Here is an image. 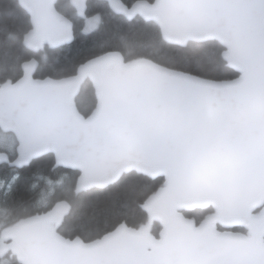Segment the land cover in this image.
I'll list each match as a JSON object with an SVG mask.
<instances>
[{"label":"water","instance_id":"1","mask_svg":"<svg viewBox=\"0 0 264 264\" xmlns=\"http://www.w3.org/2000/svg\"><path fill=\"white\" fill-rule=\"evenodd\" d=\"M56 1L19 0L35 54L74 40ZM103 1L128 21H153L167 43L218 41L239 75L213 79L107 50L74 74L42 78L39 59L24 60L0 87V125L19 141L12 165L52 153L55 169L79 171L75 194L133 171L163 177L141 205L161 230L121 223L92 241L69 238L59 227L71 206L59 201L8 230L5 253L20 264H264V0ZM87 80L97 103L86 116L75 99ZM210 207L199 224L185 214Z\"/></svg>","mask_w":264,"mask_h":264},{"label":"trees","instance_id":"2","mask_svg":"<svg viewBox=\"0 0 264 264\" xmlns=\"http://www.w3.org/2000/svg\"><path fill=\"white\" fill-rule=\"evenodd\" d=\"M134 1L124 0L127 4ZM55 6L73 19L74 40L59 48L45 46L35 54L24 45V37L32 27L30 14L19 0H0L1 83L18 79L23 72L22 62L32 57L40 61L37 77H64L74 74L81 63L107 50L122 51L127 61L148 57L163 65L213 79H231L239 75L223 59L224 48L218 41H188L186 46L167 43L156 23L140 17L128 21L124 16L115 14L103 0H57ZM97 14L101 16L99 27L84 32L85 16ZM75 100L80 112L86 116L95 109L97 97L91 80L86 81ZM54 165V154L48 153L22 170L15 186L14 201L16 205H23L26 213L36 211L30 200L33 194L30 186L34 177L39 176L42 178V195L53 191L50 204L43 205L41 213L58 200L67 199L71 206L69 215L59 227L66 237L79 236L85 241H92L121 223L149 228L152 233L159 235L161 225L157 222L149 224L148 214L141 205L163 185V177L152 179L133 171L125 173L106 188H93L75 194L79 171L74 168L55 169ZM63 176L67 179L62 185L58 184L56 181ZM213 211L212 207L191 208L185 214L199 223ZM16 212L21 214V210ZM10 263L15 264V261L5 258V264Z\"/></svg>","mask_w":264,"mask_h":264},{"label":"flooded vegetation","instance_id":"3","mask_svg":"<svg viewBox=\"0 0 264 264\" xmlns=\"http://www.w3.org/2000/svg\"><path fill=\"white\" fill-rule=\"evenodd\" d=\"M4 83L5 82H0V87ZM18 146L19 141L15 133L13 131H5V129L0 125V264H5V258L14 260L15 264H20L17 260V257L11 250H8L5 253V234L8 230L14 228L17 224H19L23 219L41 213V207L43 206L42 178L39 176L34 177V180L30 186L33 192L30 200H32L35 207L34 210L36 211L26 213V210L23 209L24 206L20 204L16 205L14 201V199L16 198L15 186L19 181L22 170L25 167H29L34 161L33 160L29 165L24 167L13 166L12 163L19 157ZM66 179L67 177L63 176L61 180L56 182L62 185ZM59 201L67 202V199L58 200L57 202ZM17 210H21V214H18L16 212ZM219 229L225 230L221 226H219ZM156 236L160 237L159 235Z\"/></svg>","mask_w":264,"mask_h":264},{"label":"rangeland","instance_id":"4","mask_svg":"<svg viewBox=\"0 0 264 264\" xmlns=\"http://www.w3.org/2000/svg\"><path fill=\"white\" fill-rule=\"evenodd\" d=\"M83 15V14H82ZM101 16L99 14L93 16H85L84 32H91L92 30L99 27ZM51 190L48 194L42 197V205H49L52 200Z\"/></svg>","mask_w":264,"mask_h":264}]
</instances>
